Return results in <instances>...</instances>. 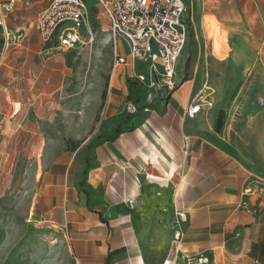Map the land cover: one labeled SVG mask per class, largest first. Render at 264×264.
Instances as JSON below:
<instances>
[{"label": "crops", "instance_id": "obj_1", "mask_svg": "<svg viewBox=\"0 0 264 264\" xmlns=\"http://www.w3.org/2000/svg\"><path fill=\"white\" fill-rule=\"evenodd\" d=\"M191 1L175 87L135 97L140 107L125 119L135 70L119 65L105 128L89 137L93 113L58 94L62 70L34 27L49 0H18L7 14L9 29L25 37L0 68V199L16 193L21 206L0 210V251L21 250L3 263L24 261L29 225L18 218L37 216L65 235L74 264H187L183 254L198 252L210 264H264V0ZM206 11L214 17L203 22ZM198 14L202 46L209 38L214 54L195 75L186 49ZM226 34L232 49L219 58ZM196 94L211 105L188 117ZM175 210L184 219L178 250Z\"/></svg>", "mask_w": 264, "mask_h": 264}, {"label": "built area", "instance_id": "obj_2", "mask_svg": "<svg viewBox=\"0 0 264 264\" xmlns=\"http://www.w3.org/2000/svg\"><path fill=\"white\" fill-rule=\"evenodd\" d=\"M18 0H0V29L3 44L0 48V68L6 60L10 46L21 44L23 31L12 32L7 26V14ZM93 7L100 8L114 38L113 70L121 64H130L135 72L133 80L147 88L164 93L172 90L176 60L183 50L193 22L191 0H49L37 14L34 27L43 45L55 43L61 50L84 42V28L90 22ZM121 40L125 53L119 54L117 42ZM210 106L207 96L194 95L185 113L193 117L202 105ZM139 109L138 103L127 100L123 111L132 114ZM250 192L244 189L242 194ZM245 206L246 203L242 202ZM181 213L174 211V247L178 250L183 222ZM187 264H210L202 252L183 254Z\"/></svg>", "mask_w": 264, "mask_h": 264}, {"label": "rangeland", "instance_id": "obj_3", "mask_svg": "<svg viewBox=\"0 0 264 264\" xmlns=\"http://www.w3.org/2000/svg\"><path fill=\"white\" fill-rule=\"evenodd\" d=\"M214 1L206 0V4H212ZM196 2L198 5L201 0H196ZM212 16L210 12L206 11L203 15V22ZM204 26L201 22V16L198 14L197 21L195 20L197 38L190 36L186 49L188 51V68L194 71L195 75L201 69L199 65L204 64L206 54L208 55L207 59H209L213 53L212 43L209 38L207 47L202 46L203 40L201 36L204 35ZM227 36L228 34H226V45H219L220 54L216 55L219 58H225L232 49ZM83 39L84 42L78 43L67 50L58 49L55 43L46 45L41 43L40 46L46 52L45 56H51L54 60L53 63L57 64L62 70V73H58L59 75L55 77V84L60 83L58 94L63 96L67 104L74 106L81 113L85 114L88 111L93 113L92 126L88 129L87 136L85 135L89 137L98 134L100 130L105 128V99L107 85L111 72H113L115 53L114 38L110 34L107 18L100 8L93 7L90 14V22L84 28ZM117 45L118 52L124 54L125 49L122 41L118 40ZM127 69L129 70V68ZM125 83L129 86L130 90L127 96L129 100H134L136 97V101L138 102L140 98L144 99L148 96V92L153 90L142 84L134 83L127 79V77ZM134 85L139 86L136 91L132 89ZM121 114L122 116H126L124 111ZM101 137L98 136V139L101 140ZM68 146L72 147L73 142L69 143ZM20 208L16 193L10 198L2 197L0 199V210L16 212ZM29 219L28 221L26 217L18 218L19 221H23L24 224L29 225L30 242L28 250L24 251V261L21 262L19 258L15 259L12 264H74L75 260L68 249L65 235L53 229H48L45 226L46 222L41 219L39 220L37 216H32ZM20 251L18 247L13 250H1L0 264H9L3 263V261H6V257L19 255Z\"/></svg>", "mask_w": 264, "mask_h": 264}, {"label": "trees", "instance_id": "obj_4", "mask_svg": "<svg viewBox=\"0 0 264 264\" xmlns=\"http://www.w3.org/2000/svg\"><path fill=\"white\" fill-rule=\"evenodd\" d=\"M92 10H93V8H92ZM91 10V11H92ZM129 80H131L132 82H134V83H138V82H136L135 80H133V79H129ZM137 103V102H136ZM140 107V106H139ZM127 118H130V115L129 114H127L126 116H125V119H127ZM97 139H98V136L93 140V142L92 143H94V142H96L97 141Z\"/></svg>", "mask_w": 264, "mask_h": 264}]
</instances>
